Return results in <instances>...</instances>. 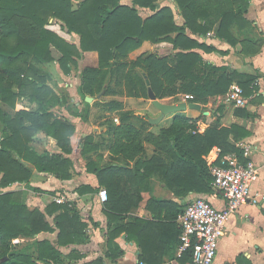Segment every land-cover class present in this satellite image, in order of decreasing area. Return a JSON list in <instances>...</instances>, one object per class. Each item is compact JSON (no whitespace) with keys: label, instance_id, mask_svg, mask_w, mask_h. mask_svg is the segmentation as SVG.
<instances>
[{"label":"trees","instance_id":"trees-1","mask_svg":"<svg viewBox=\"0 0 264 264\" xmlns=\"http://www.w3.org/2000/svg\"><path fill=\"white\" fill-rule=\"evenodd\" d=\"M160 1L130 0L125 4L121 0H0V186L25 183L32 191L43 192L29 185L34 172L48 173L60 180H69L74 173L73 160L65 155L73 151L71 140L76 127L56 111L63 108L86 121L89 104L84 102L82 113L69 105L51 85V75L42 69L43 64L57 62L62 73L68 75L84 52H96L97 66L84 68L79 76L76 90L82 100L102 91H124L122 95L127 97L148 98L150 87L157 99L182 93L190 95L188 102L205 103L208 98L225 95L233 83L241 87L245 98L254 94L256 76L236 70L229 73L226 66L205 61L198 50L209 53L217 49L187 35L189 31L204 36L213 30L215 37L234 45V33H246L250 27L244 17L248 0H171L182 18L181 24L176 23L173 10L160 5ZM142 8L151 14L142 17ZM51 19L76 34L78 45L46 28ZM145 41L167 42L174 52L157 51L129 60L128 55ZM53 51L58 53L57 58ZM135 68L143 74L134 72ZM107 77H114L112 89L104 87ZM21 99L35 107L18 105ZM107 104L110 110L120 106L117 102ZM234 114L243 117L249 112L236 107ZM128 118L122 112L120 124L113 127L110 152L134 161L132 168L101 165L100 154L91 156L97 151L93 136L80 138L85 170L95 174L99 186L106 191L102 208L107 218L104 256L113 262L123 254L115 241L123 232L141 247L146 260L142 242L132 231L145 232L152 222L130 216L141 201V189L148 178L159 173L173 190L210 192L213 177L205 159L208 153L217 148L219 156L235 153L243 162L235 143L250 134L237 123L219 126L216 122L199 133L197 120L181 113L158 134L143 133L149 123L138 118L140 124L136 127ZM40 132L54 139L61 152H39L31 145ZM144 142L150 143L156 154L142 158ZM76 190L82 195L95 194L100 189L81 185ZM22 194L19 189L0 191V264H65L66 259L76 260L74 249L65 258L49 240L35 239L41 232L56 229L58 246L83 242L87 224L81 220L74 201H51L42 211L26 205ZM148 202L163 206L171 203L156 199ZM47 216L52 217L51 222ZM176 233L180 245V229ZM14 239L25 241L15 247L11 243ZM183 256L191 261L190 250ZM89 264L104 263L102 257H97Z\"/></svg>","mask_w":264,"mask_h":264},{"label":"crops","instance_id":"crops-1","mask_svg":"<svg viewBox=\"0 0 264 264\" xmlns=\"http://www.w3.org/2000/svg\"><path fill=\"white\" fill-rule=\"evenodd\" d=\"M121 2L130 4V0H121ZM159 4L169 6L174 12L176 23H182V18L178 15L175 3L171 0H161ZM139 13L141 16L142 14L145 15L142 17H146L151 14V11L142 8L139 10ZM244 17L250 22V27L246 33H234L236 39L234 45L215 37L213 30L204 36L193 35L189 31H187V35L198 42L212 45L217 49V51L209 53L198 50L205 61L218 66L224 65L227 67L229 73L236 70L242 73H250L257 77L256 82L254 81L257 85V90L249 98H246L247 101L243 107H239L245 108L249 112L248 116L237 117L234 114L236 106L233 105L232 107L229 103L224 102V95H220L208 98L205 103H199L201 105V109L199 110L186 109L182 112L172 113L173 115L169 116V123L157 129V127H154L159 126L165 117L157 124H150L148 122V118H155L159 115V110L152 105L149 98H132L122 94H104L102 91L94 97L86 95L85 98L90 97V101H86L84 98L82 102L77 93L78 111L83 112L86 107L84 102H86L89 104V114L87 120L82 121L80 117L62 113L76 127L75 135L71 140L72 153H74L73 142L75 137L78 135L82 138L91 134L93 136V144L97 148V151L92 153L91 156L94 158L96 154H100L102 156L101 165L111 164L132 168L134 161L126 160L122 156L110 152L113 127L120 124V112L127 113L129 116L128 122L136 127L140 124L138 118L147 121L149 124L143 130V133L151 132L158 134L162 128L169 126L173 117L178 113L184 114L186 117L195 118L199 133H202L215 122L219 126H229L232 123H237L248 130L250 134L238 140L235 145L240 153L241 148L239 144L251 146L254 150L252 159L259 167V178L253 185V190H264V0H248ZM55 24V26H58L57 22ZM55 26L52 29L55 33L69 43L78 45L79 38L76 34L63 32L59 26L55 30ZM157 51L161 54L174 52L171 49V44L167 42L154 44L145 41L138 49L128 55V59L132 60L141 54L145 55ZM97 64L98 56L94 51L84 52L81 58L77 59L78 72L86 67H96ZM79 82L80 78L77 75V87ZM158 100L161 101L160 99ZM95 102H99V110L103 112L97 118L94 115V106L97 105ZM109 102H117L120 106L117 109L104 111L105 108L109 109V106L105 107L102 105ZM219 106H222L221 111H218ZM104 115H107V117ZM95 120H97V124H95ZM37 138L31 145L39 152L45 149L51 153L61 152L56 146L54 139L45 136L42 132L38 133ZM80 146L79 140L77 144L79 151L78 149L77 151L81 158ZM143 147L144 154L142 158H149L153 154H156L154 147L150 143L144 142ZM72 153L65 156L72 159ZM232 154L236 155L235 153H231L219 156V150L213 148L205 158L207 166L210 167L215 163L219 164L224 157ZM242 159L244 160V158ZM74 170L76 172L72 174L69 180H60L48 173H33L29 185L37 187L43 191L42 193L47 194L42 196L43 207H38L33 202H29V199L27 196L25 197V193L22 191L23 202L28 206L31 204L35 205L33 207H38L42 211L51 201H55V198H60L63 202L66 200L74 201L81 220L87 224L83 242L68 246L56 245L57 230L54 227V232H41L35 237L37 240H49L65 258L71 249H74L77 252V259H66L65 264H89L97 257H102L104 264H193L190 258L185 259V256H183L184 252L181 253L179 251L178 239L176 238V232L180 229L179 220L184 208L196 198L207 199L219 209L223 208L225 204L222 194L214 189L212 184L210 192H185L176 189L175 191L167 187V183L163 180L161 174L152 175L142 186L140 193L141 201L130 216V218L137 217L150 223L152 222L145 232H141L139 229L138 231H132L142 242L146 252L144 255L146 260L143 259L141 247L135 241L128 239L123 232L115 240L123 254L113 262L104 256L106 250L107 218L102 210L104 201L98 195V192L103 190V188L99 186L95 174L88 173L85 170V164L77 167V169L75 167ZM39 178L40 180L37 182ZM81 185H89L92 188L100 190L95 194L85 193L81 195L76 190ZM50 193H54V195ZM151 199L166 200L171 203L163 206L152 202L149 203L148 201ZM176 213L177 217L174 218ZM47 218L49 222L52 221L51 216H47ZM18 240L14 239V241ZM148 256H152V258ZM212 264H264V205L253 206L244 204L236 213L231 215Z\"/></svg>","mask_w":264,"mask_h":264},{"label":"built area","instance_id":"built-area-1","mask_svg":"<svg viewBox=\"0 0 264 264\" xmlns=\"http://www.w3.org/2000/svg\"><path fill=\"white\" fill-rule=\"evenodd\" d=\"M184 98L189 99L190 95L185 94ZM223 99L236 107H243L247 101L237 84L230 86ZM239 146L243 162L232 154L210 166L212 186L222 194L224 207L219 209L207 199L196 198L186 205L180 217L179 251L190 250L193 264L213 263L227 223L242 205H264V190H253L259 178V167L252 159L254 150L249 145ZM98 195L102 201L107 198L105 190H100ZM55 202L62 203L63 200L56 198Z\"/></svg>","mask_w":264,"mask_h":264},{"label":"rangeland","instance_id":"rangeland-1","mask_svg":"<svg viewBox=\"0 0 264 264\" xmlns=\"http://www.w3.org/2000/svg\"><path fill=\"white\" fill-rule=\"evenodd\" d=\"M142 16H145V15L142 14ZM175 16H177V14H175ZM55 22L58 23V26L61 28V30L63 32H67L69 34H72V32H68L66 30V28H64L59 21H55V20H52V19L49 20V23L47 24L46 28L47 27L49 29L51 28V31L54 32V30H52V29L56 25ZM58 26H55L54 29L56 30V27H58ZM57 30L60 31L59 28H57ZM53 54H54L55 58L58 57V53L56 51H53ZM129 60H131V59H129ZM42 69L51 75L50 83L54 87L56 92L59 95L64 96L67 99V103L69 105H71V106L73 105L77 109V90H76L77 89V75L80 76V73H81V71L83 69L80 72H78L77 64H76V66H72L70 74L64 75L62 73L61 69L59 68V65H58L57 62H50V63L43 64ZM134 72H138L140 75L143 74L141 69H139V68H135ZM113 79H114V77H107V79L105 80V83H104L105 87L107 86L108 89L109 88L112 89V86H113V83H114ZM117 89H119V88H117ZM121 89H123V88H121ZM122 94H125V92L123 91ZM184 95L185 94L181 93L179 95H176L175 97H165V98H162L160 100H161V102L167 103V104L178 103V102L184 101V100L186 102H188L187 99L184 98ZM83 101H84V99L82 100V102ZM91 102H92V100H91ZM95 103H97V105L94 106V110H95L94 115L97 118L98 115H102L103 112H101V110H99V106H98V105H100L99 102H95ZM17 104L18 105H25V106H28V107H31V108L35 107V104H30L25 99L19 100L17 102ZM107 105H109V104L106 103V104H103L102 106L107 107ZM230 105L233 107L232 104H230ZM1 106H2V108L4 110L9 111L10 113H12V110L10 108H8L6 105L2 104ZM100 108H102V107H100ZM109 110L110 109H108V108L104 109V111H109ZM56 113L59 114V115L60 114L62 115V113H66L67 114L68 111L63 109V108H60L58 111H56ZM120 113H122V112H120ZM104 116L107 117V115H104ZM169 116L171 117V114L166 115L165 118L162 120L161 124L159 126H155L154 128L157 127V129H158V128L162 127V126H166L169 123ZM111 121H112V119H111ZM95 124H97V120H95ZM145 128H147V126H145ZM1 136H2V133H0V137ZM79 140H80V136L77 135L75 137V139H74V142H73L74 143V153H72V155H73L72 156V160H73V163L75 165L74 169H75V167L77 169V167H80L82 164L86 163L85 159L83 157H81L82 158L81 159L79 157V155H78L79 147H77V144H78ZM77 149H78V151H77ZM74 172H76V170H74ZM39 180H40V178L37 180V182ZM9 189H11V190L19 189V190L23 191V193H25V197L27 196V198L29 199L28 200L29 202H31V203L33 202L38 207H43L42 206L43 205L42 204V201H43L42 196L43 195H47L46 193L32 191L31 189L28 188L27 184H25V183H12V184H10V185H8L6 187L0 186V191H7ZM58 197H60V196H58ZM33 206H35V205H32L31 207H33ZM23 241H25V240H23V239H19L18 241L12 240L11 243H12V245H15V247H20V246H22Z\"/></svg>","mask_w":264,"mask_h":264},{"label":"water","instance_id":"water-1","mask_svg":"<svg viewBox=\"0 0 264 264\" xmlns=\"http://www.w3.org/2000/svg\"><path fill=\"white\" fill-rule=\"evenodd\" d=\"M147 93L152 105L159 110V115L157 117L147 119L150 124L159 123L168 114L182 112L186 109H201L199 103L186 102L185 100L172 104L163 103L156 98L150 87L148 88ZM85 99L86 101H90V97H86Z\"/></svg>","mask_w":264,"mask_h":264}]
</instances>
